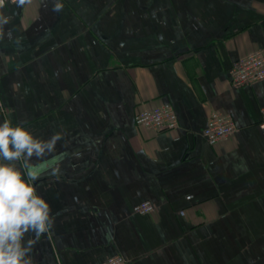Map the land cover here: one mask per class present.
I'll return each mask as SVG.
<instances>
[{
    "label": "crops",
    "instance_id": "1",
    "mask_svg": "<svg viewBox=\"0 0 264 264\" xmlns=\"http://www.w3.org/2000/svg\"><path fill=\"white\" fill-rule=\"evenodd\" d=\"M0 11L13 36L0 40V122L61 133L67 153L58 179L35 182L55 224L34 264L116 254L264 264V79L235 87L228 71L264 47V0H29ZM165 102L180 127L137 125V112ZM214 111L237 127L209 144ZM148 199L156 211H133Z\"/></svg>",
    "mask_w": 264,
    "mask_h": 264
},
{
    "label": "clouds",
    "instance_id": "2",
    "mask_svg": "<svg viewBox=\"0 0 264 264\" xmlns=\"http://www.w3.org/2000/svg\"><path fill=\"white\" fill-rule=\"evenodd\" d=\"M13 2L22 7L29 0ZM4 5L0 0V9ZM61 10L62 5L54 3L53 11ZM9 23L10 17L0 11V40L6 35L13 39L11 30L5 31ZM14 43L20 45L21 38ZM62 139L61 133L43 139L21 123L0 122V264H34V246L54 227L55 214L35 182L45 174L57 179L62 174L67 153L56 149Z\"/></svg>",
    "mask_w": 264,
    "mask_h": 264
},
{
    "label": "built area",
    "instance_id": "3",
    "mask_svg": "<svg viewBox=\"0 0 264 264\" xmlns=\"http://www.w3.org/2000/svg\"><path fill=\"white\" fill-rule=\"evenodd\" d=\"M7 1L13 0H5ZM230 82L235 87L246 86L264 79V47H259L255 52L235 59L229 68ZM4 106L0 97V112ZM135 122L139 126L160 130L177 129L179 116L171 102H165L156 107L144 108L135 114ZM207 126L202 134L209 144L218 141L234 133L237 127L234 117L230 112L214 111L209 115ZM261 126L264 128V121ZM157 206L151 200L136 203L133 211L136 213L149 214L156 211ZM184 213L183 211H181ZM99 264H128V260L121 254L111 255Z\"/></svg>",
    "mask_w": 264,
    "mask_h": 264
},
{
    "label": "water",
    "instance_id": "4",
    "mask_svg": "<svg viewBox=\"0 0 264 264\" xmlns=\"http://www.w3.org/2000/svg\"><path fill=\"white\" fill-rule=\"evenodd\" d=\"M188 139L190 140V146L192 147L193 146V139H192L191 133H189Z\"/></svg>",
    "mask_w": 264,
    "mask_h": 264
}]
</instances>
